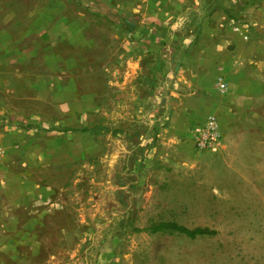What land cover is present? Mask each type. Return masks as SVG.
Instances as JSON below:
<instances>
[{
	"label": "rangeland",
	"instance_id": "rangeland-1",
	"mask_svg": "<svg viewBox=\"0 0 264 264\" xmlns=\"http://www.w3.org/2000/svg\"><path fill=\"white\" fill-rule=\"evenodd\" d=\"M0 264H264V0H0Z\"/></svg>",
	"mask_w": 264,
	"mask_h": 264
},
{
	"label": "crops",
	"instance_id": "crops-1",
	"mask_svg": "<svg viewBox=\"0 0 264 264\" xmlns=\"http://www.w3.org/2000/svg\"><path fill=\"white\" fill-rule=\"evenodd\" d=\"M210 23L212 22L206 21L202 29H200L201 35L205 37L206 41L198 42L194 46L192 58L190 55V58L185 59L190 63L183 65L182 69H187L188 66H191V71L195 75V80H191L192 85L197 87V89L201 87L199 90L205 89L204 91L208 95L212 94L214 97L216 95L219 96V99H222V44H219L220 40L217 39L220 32H222V26L221 30L217 26L211 31L208 26ZM217 29L220 31L218 34L215 33ZM220 39L222 41L221 34ZM178 68L179 66H177L176 71Z\"/></svg>",
	"mask_w": 264,
	"mask_h": 264
},
{
	"label": "trees",
	"instance_id": "trees-1",
	"mask_svg": "<svg viewBox=\"0 0 264 264\" xmlns=\"http://www.w3.org/2000/svg\"><path fill=\"white\" fill-rule=\"evenodd\" d=\"M149 231L150 233H178L188 238L194 239L196 237L211 236L215 235L216 231L208 228H194L189 229L183 225H180L173 221H160L152 223L149 227L137 231Z\"/></svg>",
	"mask_w": 264,
	"mask_h": 264
},
{
	"label": "built area",
	"instance_id": "built-area-1",
	"mask_svg": "<svg viewBox=\"0 0 264 264\" xmlns=\"http://www.w3.org/2000/svg\"><path fill=\"white\" fill-rule=\"evenodd\" d=\"M195 140L200 145L212 144L217 138L216 126L213 120H208L202 127H198L195 130Z\"/></svg>",
	"mask_w": 264,
	"mask_h": 264
}]
</instances>
